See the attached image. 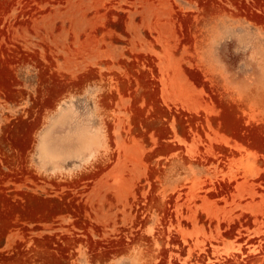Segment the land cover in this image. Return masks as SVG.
Returning a JSON list of instances; mask_svg holds the SVG:
<instances>
[{"label":"rangeland","instance_id":"1","mask_svg":"<svg viewBox=\"0 0 264 264\" xmlns=\"http://www.w3.org/2000/svg\"><path fill=\"white\" fill-rule=\"evenodd\" d=\"M0 264H264V0H0Z\"/></svg>","mask_w":264,"mask_h":264}]
</instances>
